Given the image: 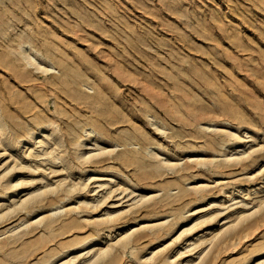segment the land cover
<instances>
[{
    "label": "rangeland",
    "instance_id": "rangeland-1",
    "mask_svg": "<svg viewBox=\"0 0 264 264\" xmlns=\"http://www.w3.org/2000/svg\"><path fill=\"white\" fill-rule=\"evenodd\" d=\"M0 264H264V0H0Z\"/></svg>",
    "mask_w": 264,
    "mask_h": 264
},
{
    "label": "bare ground",
    "instance_id": "bare-ground-1",
    "mask_svg": "<svg viewBox=\"0 0 264 264\" xmlns=\"http://www.w3.org/2000/svg\"><path fill=\"white\" fill-rule=\"evenodd\" d=\"M102 149H103V148H102ZM44 200H45V199H44ZM38 203H39V202H38ZM36 204H37V203H36ZM34 206H35V205H34ZM32 209H33V207H31V210H32ZM27 210H28V209H27ZM226 238H227V237H226ZM226 238H225V239H226ZM216 249H217V248H216ZM212 255H213V254H212ZM255 256H256V255H255Z\"/></svg>",
    "mask_w": 264,
    "mask_h": 264
}]
</instances>
